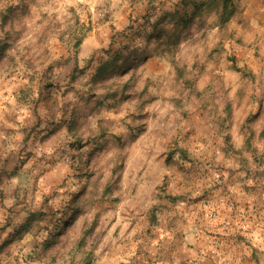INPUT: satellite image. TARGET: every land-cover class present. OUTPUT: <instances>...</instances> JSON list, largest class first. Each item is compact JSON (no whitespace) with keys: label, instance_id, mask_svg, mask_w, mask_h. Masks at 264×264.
I'll use <instances>...</instances> for the list:
<instances>
[{"label":"clouds","instance_id":"clouds-1","mask_svg":"<svg viewBox=\"0 0 264 264\" xmlns=\"http://www.w3.org/2000/svg\"><path fill=\"white\" fill-rule=\"evenodd\" d=\"M150 2L155 5L154 9L149 7ZM9 4L13 6L12 16L8 17L7 22L4 16H0V47L9 45L17 38V33L23 31L24 26L19 20L15 28L12 21L16 17L22 18V10L25 7L30 8L36 19L46 14L48 17L46 23L59 22L64 29L70 31L75 29L76 20L79 18L82 24L91 21L93 25L98 26V30L112 32L114 45L109 41L106 47L102 46L94 52L97 68L101 65L108 66L105 76L101 79L108 81L109 84L126 82L132 76L130 69L135 67L138 60L141 58L146 60L162 49H175L178 46L181 50L195 53L198 48L192 46L194 37L202 34L208 23L220 20L215 0H36L35 4L32 0H0V12H4ZM230 6L237 9L231 21L232 30H238L242 36L246 35L247 43L253 50L257 45L264 48V0H231ZM133 7L138 12L140 10L147 12L144 19L126 18ZM113 24L114 29L109 27ZM216 30L218 32L219 27ZM29 31L33 29L30 28ZM30 39L31 36L25 35L17 48L9 53L15 57L19 65L15 69L18 75L27 72L20 58L28 55L23 51V46ZM70 54L75 65V49ZM176 63L183 68V61L177 59ZM165 64L166 71L173 70L172 63L165 61ZM81 71H87L83 58L80 59V71L76 73L77 84L69 87L65 82L62 91L58 94L59 106L55 109L50 108L46 103L51 91L49 88L44 87L39 92L34 90L27 99L20 97L18 93L12 96L13 89L27 82H8L4 80L7 73H0V128L14 129V134L8 136L0 130V168L4 166L3 157L13 153L18 154L23 147L21 141L29 133L22 132V129H27L29 132L34 130L42 134L40 137L42 138L59 128L61 131L56 137L55 149L45 159L52 163H60L65 168L69 163L68 157H73V163L82 172H87L88 161L92 159L90 153L98 147H102L107 153V159L113 161L117 156L123 157L124 153L121 149H124V152L135 149L132 151V159H135L140 149L137 137L141 135L143 129L129 127L134 125V119L130 118V114L138 113L143 101L137 98L125 103L119 110V115H116L115 109L112 108L116 101L107 97L109 89L92 78L95 72L88 77H81ZM218 71L222 74L223 69ZM57 76L59 77V74ZM63 78L66 81V77ZM260 80L264 81V75H261ZM240 81L238 87L243 86L242 75ZM9 83L12 84L11 88L8 87ZM5 91L10 94L7 98L4 96ZM149 93L153 97H158L154 104L143 109L146 114L150 113L153 117L149 121L152 126L150 131L168 133L167 140L162 138L156 142L157 152L165 151L169 147L180 149L173 156L176 164L172 169H160L161 179L165 173L174 174L178 164L184 168V172L180 173L181 178L187 176L192 182L178 189H172L173 195L185 197L184 200L175 204L169 201L165 204L166 196L157 195L147 204L142 205V209L146 214L148 211H155L158 219L161 220L171 219L176 215L175 210H180V215L187 221L182 226V243L186 245L183 249L186 253V264H256V261L251 259L254 253L259 264H264V190L256 194L245 191V188L258 187V182L254 178H246L242 172L231 178L225 174L224 181L219 179V171L214 170L212 166L214 154L220 155L214 147L219 140L218 122L212 117L211 110L204 118L193 119L188 93L174 84L171 77L163 87L154 82L149 88ZM206 96L208 103H211L214 99L213 93L209 91ZM101 98L104 100L102 107L99 106ZM5 100L10 107L5 106ZM180 101H183V105ZM261 102H264V82L259 83V87L255 88L253 107H259ZM186 109L190 112L188 120L182 119L180 115ZM6 116L13 122L8 123ZM53 119L54 125L49 124ZM37 124L40 125L39 128L36 127ZM70 128H79L80 131L73 133L70 132ZM105 132H107L106 136ZM81 137L85 147L76 143ZM172 139L177 141L176 145L170 143ZM89 140L92 142L89 143ZM40 156L43 157L44 153L41 152ZM14 163L17 166L23 165L22 161L15 158ZM32 163H35V160ZM29 169L30 165H23L22 178H17L10 185L2 187L5 199L0 202V248L7 245L12 252L11 257H0V260L5 261L6 264L7 262L32 264L28 259L32 250L38 249L46 240L54 239L58 235L57 220L51 214L45 216L40 227L35 231L29 232L22 238L17 235L20 226L16 223V214L20 213L25 222L31 220L26 209L32 206L34 176L30 174ZM218 182L227 188V192L223 196L219 191L211 193L213 203L205 213L203 204L197 206L192 202L203 197L204 192ZM73 183L79 185L86 181L70 180L65 194L55 204L57 208L69 199L71 192L78 190L72 187ZM259 187L264 189V181L259 182ZM17 190L21 193L19 199L14 194ZM25 190L29 194L27 204L23 200ZM43 211L46 212V209ZM143 226H147V221ZM136 231L139 233L141 229L138 228ZM175 231L172 230L173 235ZM206 232L216 233L220 239L215 236L209 237ZM176 264H179V261Z\"/></svg>","mask_w":264,"mask_h":264},{"label":"rangeland","instance_id":"rangeland-1","mask_svg":"<svg viewBox=\"0 0 264 264\" xmlns=\"http://www.w3.org/2000/svg\"><path fill=\"white\" fill-rule=\"evenodd\" d=\"M220 1V0H219ZM231 1V0H230ZM36 0H32L35 4ZM153 8V4H149ZM217 15L219 22L208 23L206 30L194 37L193 47L198 50L192 53L190 50H181L178 46L175 49H162L155 55L149 56L144 60L141 58L133 69H130L132 76L126 82L112 83L102 80L107 72V65H101L97 68V60L94 52L96 49L107 46L111 41L114 45L113 33L104 30H98V26L93 25L91 21L82 24L80 19L76 20V27L70 31L64 29L59 22L46 23L48 17L42 14L36 19L30 10L25 7L23 16L13 19V28L16 27L17 20L23 24L22 32L17 33V38L12 40L6 47H0V73H7L4 80L8 82L26 81V84H20L12 90L11 95L17 93L20 97L27 99L35 90L39 92L47 87L49 91L47 105L55 109L59 106L58 94L62 91L65 82L69 87L77 84L76 73L80 71V59L83 58L87 71H81V77L92 76L93 79L100 81L101 85L108 88V99L116 101L112 106L119 115V110L125 103H130L137 98L143 101L138 113L130 114L134 119V125L129 127L142 128L141 135L137 137V143L140 145L139 152L135 159H132V151L121 152L123 157L117 156L116 159H107V153L102 147H98L90 153L92 159L88 161V171L82 172L74 163L73 157H68L69 163L65 168L60 163H52L45 157L51 153L56 146V137L60 129L56 128L49 135L42 136L34 130L29 132L22 129V132H28L21 141L23 147L18 154H9L3 157V167L0 168V202L5 199V192L2 187L10 185L17 178L23 176V165H30V174L34 176L32 206L28 209L27 215L31 217L30 228L22 236L18 233L24 219L17 213L16 223L20 226L17 235L21 238L31 231L38 229L48 214L53 215L59 224L60 233L54 238L45 241L38 249L32 250L28 257L32 264H77L82 262L83 256L87 251L82 249V245L87 237L90 241H95L97 234L103 237L112 235L117 237L123 231L128 230L137 220H139L145 211L142 205L147 204L152 194L160 195L167 191L166 179L171 178L170 182L174 188L177 186V176L184 172L181 165H176L174 174L165 173L161 179L160 169H172L176 164L173 156L180 151L179 147L167 148L165 151L157 152L156 142L160 139L167 140L168 133L165 131H150V120L153 119L150 113H145L143 109L150 107L156 102L158 97H153L149 93V88L154 82L160 87L171 77L172 82L179 85L184 92L188 93V103L192 110L193 119L204 118L205 114L211 110V115L217 120V136L219 140L214 144L217 151L227 149L231 142L239 144L237 138L230 135V125L236 118H243V113L250 110V103L255 99V88L259 87L261 75H264V48L257 45L255 49L247 43L246 35H240L239 31L232 30L231 21L237 9L233 6L227 9L223 15L218 6ZM133 9L128 13L127 19L133 20ZM144 10L141 13L144 15ZM13 6L10 4L0 16H12ZM231 15L224 22L221 19L225 15ZM142 16V15H141ZM107 23V21H105ZM114 29L115 25H110ZM217 27L219 31L217 32ZM33 31H29V29ZM25 35L31 36L30 41L23 46V51L27 56H21V62L27 69L26 73L17 74L15 69L19 67L14 56L9 53L17 48ZM126 39V37H125ZM75 49L76 63L73 65L71 51ZM117 58L119 53L117 52ZM217 57L219 59L217 60ZM171 58V59H170ZM183 61V68L179 67L176 60ZM165 61L176 64L179 70H182L183 77L180 78L176 71H166ZM240 68L242 73L236 72L232 66ZM103 68L100 73L98 69ZM211 69V71H210ZM218 69H223L222 74ZM59 74V77L57 76ZM243 77V86L240 84V76ZM63 77H66V81ZM188 81V84L185 82ZM9 88L12 84L9 83ZM211 91L214 99L208 103L206 94ZM7 98L10 96L8 91L4 92ZM119 97V100H117ZM254 97V98H253ZM104 104L103 98L99 101V106ZM183 105V101H180ZM214 105V108H213ZM260 105V104H259ZM5 106L8 105L5 100ZM264 107V102H261ZM252 109V108H251ZM264 111V108H263ZM184 120L189 119L190 112L186 109L181 114ZM226 116L224 121L220 117ZM222 117V118H223ZM8 123L12 119L5 117ZM227 119V120H226ZM232 119V121H230ZM55 120H50L49 124L54 125ZM245 125V121L243 122ZM40 127L39 124L36 126ZM0 130L5 135L14 134V129L2 127ZM79 128H70V132L78 133ZM107 132H105V136ZM35 137V139H34ZM92 141L89 140V143ZM81 147H85L83 137L76 140ZM176 145L177 141L172 139L170 142ZM31 145V146H29ZM43 152L44 156H40ZM26 157V159H25ZM14 158L23 162L22 166L14 163ZM35 160V163H32ZM165 160H168L166 163ZM222 157L214 154L212 166L214 170L219 169L218 162ZM220 173V171H219ZM86 181V183L72 184L73 188L78 189L70 194L69 199L63 202L62 206L57 208L56 202L65 194L69 181ZM43 183V191L41 186ZM15 197L20 198L21 193L15 191ZM28 191L23 194L24 203L28 202ZM39 197V199H37ZM46 209V212L43 211ZM67 217V223L64 225V217ZM47 242H51L47 244ZM83 253V255H82ZM11 257V249L6 245L0 248V257ZM0 264H6L0 260ZM10 264V262H7Z\"/></svg>","mask_w":264,"mask_h":264},{"label":"crops","instance_id":"crops-1","mask_svg":"<svg viewBox=\"0 0 264 264\" xmlns=\"http://www.w3.org/2000/svg\"><path fill=\"white\" fill-rule=\"evenodd\" d=\"M215 3L220 5L219 0H216ZM150 4L152 3L150 2ZM132 9L131 18L133 20L144 19L147 15V12H144L143 15L141 10L138 12L135 7ZM249 107L250 110L247 109V112L243 113V118H240V121L239 118H236L234 124L230 125V135L232 139L237 138L240 141L239 144L231 142V146L221 150L218 157H222V161L218 162L217 165H219L218 171L221 173V181L225 180V174L231 178L240 172L244 173L246 178H254L258 182V187L245 188V191L256 194L258 191L264 190L259 187V182L264 181V107L261 106V103L259 107H253V104L250 103ZM216 117H220V115ZM222 117L219 118L220 121H224L223 119L226 118V116L225 118ZM244 121L245 125L243 124ZM246 141L248 146L245 145ZM176 180L177 189L192 182L187 176L181 178L180 174ZM171 181V178L166 179L167 191L160 194L166 196L165 204L169 201L175 204L177 201L185 199V197L172 194L174 187L170 183ZM201 188L203 189V184H201ZM217 191L223 196L227 192V188L223 187L221 183H216L204 192L203 197L195 199L192 203L197 206L203 204L206 213L213 203L211 193ZM154 196L157 195L152 194L150 199ZM175 211L176 215L166 220L158 219L155 211H148L147 214L145 213L137 222L128 227V230L121 232L117 237L108 235L106 238L101 233L97 234L95 241H90L87 237L82 245V249L87 251H84L86 253L82 262L77 264H176L177 261L179 264H186V253L183 250L186 245L182 243V226L187 221L180 215L179 209ZM145 221H147L146 227L143 226ZM138 228L141 229L139 233L136 231ZM173 229L176 230L174 235L172 234ZM205 234L220 239L216 233L206 232ZM165 241L168 242L165 243ZM187 247H191V245H187ZM251 259L259 264L255 253Z\"/></svg>","mask_w":264,"mask_h":264},{"label":"trees","instance_id":"trees-1","mask_svg":"<svg viewBox=\"0 0 264 264\" xmlns=\"http://www.w3.org/2000/svg\"><path fill=\"white\" fill-rule=\"evenodd\" d=\"M216 1V0H215ZM218 3V2H217ZM217 3H215L216 5V7H218V6H220V8L222 9V13H223V15H224V13H225V11L227 10V9H230V5H231V1L230 0H220V5L219 4H217ZM222 15V21H226L227 20V18H229V16L231 15V13L228 15H225V16H223ZM184 23L186 24L187 23V21L185 20L184 21ZM174 70L176 71V74H178L179 75V77L180 78H182L183 77V75H182V70H179V68L176 66V64H174ZM232 68L236 71V72H238V73H242V71L243 70H241L240 68H238V67H236L235 65H233L232 66ZM98 71L100 72V73H102L103 72V68H100V69H98ZM185 82L188 84V81H186L185 80ZM245 145L246 146H248L249 144H248V142L246 141L245 142ZM165 162L167 163L168 162V160H165ZM65 219H64V225L67 223V220L66 219H68L66 216L64 217ZM32 220V219H31ZM31 220L29 221V222H24V224H22L21 225V227H20V229L18 230V233L19 234H21V236L25 233V232H27L28 230H29V228H30V222H31ZM56 232L59 234L60 233V229H59V224L57 223V228H56ZM20 236V237H21ZM47 241V240H46ZM51 242H47V244H50Z\"/></svg>","mask_w":264,"mask_h":264},{"label":"built area","instance_id":"built-area-1","mask_svg":"<svg viewBox=\"0 0 264 264\" xmlns=\"http://www.w3.org/2000/svg\"><path fill=\"white\" fill-rule=\"evenodd\" d=\"M219 179L221 180V173H219ZM219 183V182H218Z\"/></svg>","mask_w":264,"mask_h":264}]
</instances>
